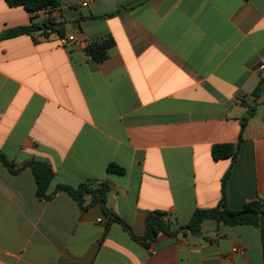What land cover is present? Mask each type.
<instances>
[{
  "label": "crops",
  "instance_id": "obj_1",
  "mask_svg": "<svg viewBox=\"0 0 264 264\" xmlns=\"http://www.w3.org/2000/svg\"><path fill=\"white\" fill-rule=\"evenodd\" d=\"M55 8L58 26L0 0V36L38 26L0 39V153L22 168L0 163V264H263L253 225L205 220L197 234L142 239L151 213L178 228L219 206L228 170L229 208L264 203V90L253 96L264 78V0H59ZM107 37L115 44L96 62L85 49ZM241 131L237 159H214L212 147L237 143ZM32 161L54 171L47 194L107 183L106 203L82 210L66 192L39 198L24 167Z\"/></svg>",
  "mask_w": 264,
  "mask_h": 264
},
{
  "label": "trees",
  "instance_id": "obj_2",
  "mask_svg": "<svg viewBox=\"0 0 264 264\" xmlns=\"http://www.w3.org/2000/svg\"><path fill=\"white\" fill-rule=\"evenodd\" d=\"M10 7L23 6L31 13H35L43 7L52 6L56 7L59 0H6ZM126 9V8H124ZM38 26L32 25L30 27H19L9 30L0 36V39L14 37L17 35L32 32ZM115 42L112 37H107L102 40L91 42L85 49V52L91 56L96 62H102L108 57L109 50L114 46ZM264 90V78H262L253 92L255 99H258ZM253 115V110L244 117L241 121L242 131L247 125L250 117ZM242 131L237 143L217 144L212 147V155L214 159L232 158L233 161L237 159L238 151L242 141ZM0 163L6 166L13 173L19 172L22 168H17L14 163L9 161L7 157L0 153ZM24 167L31 168V171L37 183V196L41 199H50L58 192H66L69 194L79 205L82 210L88 206L100 202L106 203L107 195L109 192V185L107 183L94 184L93 182L82 183L78 188H73L66 185H58L55 192L47 194V190L54 178V171L52 167L45 162L32 161L25 164ZM109 170L117 173H124V169L116 164H110ZM230 170L226 172L223 178V197L219 206L210 209H197L189 221L184 226L173 228L172 223L168 221L163 213H151L146 219V234L142 241L146 246H150L152 242L157 240L160 234H176L178 232H190L197 234L201 230L202 223L205 220H214L217 223H222L227 226L237 225H253L258 227L261 232V240L263 247V264H264V203L260 200H253L245 204L242 209L233 210L227 204L226 196V182L230 176ZM91 196V202L86 204V197ZM107 214L113 221L123 224L130 232L134 239H138L131 231L130 227L117 215L113 214L109 209H106Z\"/></svg>",
  "mask_w": 264,
  "mask_h": 264
},
{
  "label": "built area",
  "instance_id": "obj_3",
  "mask_svg": "<svg viewBox=\"0 0 264 264\" xmlns=\"http://www.w3.org/2000/svg\"><path fill=\"white\" fill-rule=\"evenodd\" d=\"M83 6H87L88 2L84 1L82 3ZM38 14L40 16V19L42 22H50L55 24L56 26L61 24V14L59 13V11L57 10V8L52 7V6H47V7H43L40 10H38ZM69 41H75V37L74 36H69L68 37ZM260 70H264V63H262L259 66ZM0 116H2V112L0 111ZM101 221V220H99ZM233 252H241L243 253L244 250L243 249H239L238 247H234L232 249Z\"/></svg>",
  "mask_w": 264,
  "mask_h": 264
}]
</instances>
